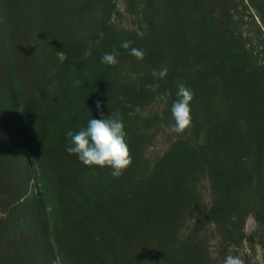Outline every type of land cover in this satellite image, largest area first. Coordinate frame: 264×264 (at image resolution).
Instances as JSON below:
<instances>
[{"label":"rangeland","instance_id":"obj_1","mask_svg":"<svg viewBox=\"0 0 264 264\" xmlns=\"http://www.w3.org/2000/svg\"><path fill=\"white\" fill-rule=\"evenodd\" d=\"M101 112L127 134L119 178L66 151ZM228 255L264 264V0H0V264Z\"/></svg>","mask_w":264,"mask_h":264},{"label":"clouds","instance_id":"obj_2","mask_svg":"<svg viewBox=\"0 0 264 264\" xmlns=\"http://www.w3.org/2000/svg\"><path fill=\"white\" fill-rule=\"evenodd\" d=\"M131 44L132 41L124 40L121 42V47L129 49ZM129 54L137 60H143L145 50L131 47ZM118 56L119 52L115 50L111 53H105L101 57V62L115 66L118 63ZM168 70V66L163 65L159 70L153 69L151 75L155 78L164 79ZM170 95V92L165 91L160 94L159 99L164 105H167ZM176 95L177 99L172 102L171 106V114L175 121L172 131L182 134L192 126L190 102L194 98V93L190 88L180 83ZM121 99L124 98L121 97ZM96 108L98 111L101 109L99 100L96 101ZM101 117L89 119L86 127L75 133L68 131L66 136L70 138L71 146H68L66 151L69 154H76L85 166L110 167L112 169L110 175L119 178L126 169L131 167L133 161L131 149L127 142V134L119 112L107 116L101 112ZM223 264H245V261L240 256L228 255L223 260Z\"/></svg>","mask_w":264,"mask_h":264}]
</instances>
